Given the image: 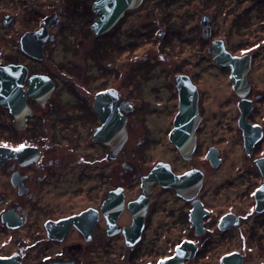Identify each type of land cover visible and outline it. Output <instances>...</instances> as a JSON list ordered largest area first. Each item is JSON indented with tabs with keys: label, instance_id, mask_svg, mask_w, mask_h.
I'll return each instance as SVG.
<instances>
[{
	"label": "flooded vegetation",
	"instance_id": "obj_1",
	"mask_svg": "<svg viewBox=\"0 0 264 264\" xmlns=\"http://www.w3.org/2000/svg\"><path fill=\"white\" fill-rule=\"evenodd\" d=\"M14 1L16 6L10 7L18 12L0 15V259L18 264H161L172 259L177 249L178 264H221L232 254L240 256L241 264H253V254L264 257V192L257 191L264 189V120H255L264 89L254 93L251 68L246 100L252 109L246 120L261 129V136L250 150L237 125L238 111L237 131L228 132L235 140L233 151L226 157L218 147L209 148L215 150L214 164L205 159L212 177L209 190L204 170L177 171L159 162L174 176L200 173L201 186L190 187V200L156 183L145 193L141 180L159 163L137 173L134 165L122 163L123 148L138 134L135 123L161 116L159 108L168 104L169 137L178 113L176 76L188 77L195 87L202 121L195 77L175 73L165 88L144 90L152 69L144 66L146 59L138 66L136 46L130 44L135 39L133 29L119 30L132 11L125 12L109 32L95 35V0H55L48 15L40 13L41 0H32L30 6ZM79 12L86 17L76 24L70 17ZM32 33L41 34L34 41H23ZM122 38L130 41L121 44ZM122 52L133 56L124 73ZM150 96L152 100L146 99ZM234 97L238 99L233 93ZM123 119L126 142L111 158L102 139L106 134L116 138L120 134L116 124ZM199 125L194 151L189 161L181 158L184 162L191 163L196 156ZM21 146V151H13ZM134 146L138 153L143 141L134 139ZM127 177L132 184L124 183ZM113 194L123 198L118 213L116 204L105 206ZM106 215H118L111 227ZM133 215H143V220L139 234L129 237V245L125 234L132 229ZM156 215H163V220L153 226ZM193 215H199L198 224L193 223ZM222 246L225 251L219 255Z\"/></svg>",
	"mask_w": 264,
	"mask_h": 264
},
{
	"label": "rangeland",
	"instance_id": "obj_2",
	"mask_svg": "<svg viewBox=\"0 0 264 264\" xmlns=\"http://www.w3.org/2000/svg\"><path fill=\"white\" fill-rule=\"evenodd\" d=\"M14 0H0V15L8 12H18ZM30 6L32 0H19L21 4ZM55 0H41L42 15H48L54 8ZM15 2V1H14ZM37 2V0H36ZM13 6V9L10 7ZM22 7V6H21ZM9 8V9H8ZM23 8V7H22ZM21 11V10H19ZM22 12V11H21ZM29 9L25 16H29ZM210 18L211 36L203 38L201 19ZM86 16L83 12L74 13L70 20L78 24ZM133 29L138 66L147 60L145 67L152 73L144 82V90L153 86L166 87L172 84L173 74L187 72L196 79L201 91L200 109L202 121L198 129V149L194 160L184 162L166 136L171 129L172 113L168 117V108H159L161 116L149 118L144 123H135L138 134L125 144L122 163L134 165L137 173L143 174L159 162L171 164L177 171L187 168H198L206 174V189L209 190L210 166L205 155L210 147H218L227 157L228 151L235 148L233 136L236 130L235 117L238 115L237 101L233 98L228 68L217 66L212 60L209 50L212 40L216 39L227 44L229 52L236 56L251 57L250 82L255 92L264 89V0H143L142 4L126 14L119 24L120 29ZM158 33H164L158 37ZM130 41L122 38L121 44ZM123 47V46H122ZM124 49V48H123ZM124 52V51H123ZM122 52L121 68L124 73L132 66L133 56ZM130 55V54H129ZM163 73H167L165 76ZM148 96V95H147ZM148 100L153 98L146 97ZM164 100L165 98H161ZM174 104V103H173ZM257 122L264 120V100L256 105ZM143 141V146L134 150V139ZM237 147V146H236ZM138 174V175H140ZM130 176V175H127ZM220 180L225 177L219 178ZM132 184V179L123 180ZM207 199L209 193L206 194ZM163 220V215L153 218V226ZM175 239L178 236L174 237ZM225 247L218 250L222 254ZM253 254V253H252ZM253 264H264V257L256 258L253 254ZM249 264V262L247 263ZM251 264V262H250Z\"/></svg>",
	"mask_w": 264,
	"mask_h": 264
},
{
	"label": "water",
	"instance_id": "obj_3",
	"mask_svg": "<svg viewBox=\"0 0 264 264\" xmlns=\"http://www.w3.org/2000/svg\"><path fill=\"white\" fill-rule=\"evenodd\" d=\"M143 0H95L92 5V12L97 16L93 25L92 31L95 35H102L109 32L115 24L122 18L125 12L137 9ZM51 19L45 18V21ZM201 28L204 39L210 38V18L203 16L201 19ZM41 33L26 34L23 41H34ZM22 41V42H23ZM211 60L219 67L228 68L230 70L229 80L232 85V92L239 99L237 103V110L240 117L238 120V128L243 132L245 148L250 150L251 145L261 136V129L258 126H252L246 120V117L252 109V103L246 100L249 92V84L247 82V74L250 70L251 57L249 55L233 56L228 52L227 47L223 41H213L212 48L209 50ZM175 86L178 91V113L176 114L172 130L169 133V142L177 149L180 157L189 161L195 148V130L198 127L201 118L197 111V92L195 87L191 84L186 76H176L174 78ZM124 119L116 127H120V134L116 137H108L106 134L105 139L102 141L110 148L111 158H113L124 146L126 142V133L124 130ZM108 129V126L106 124ZM117 131V130H116ZM215 150H209L205 159L214 164ZM144 192H148V188L152 184H159L161 187L173 188L177 194L187 200L192 198L188 190L190 187L199 189L202 183V175L196 172H189L183 176H174L167 165L157 164L155 168L141 180ZM261 193V192H260ZM259 194L257 195V199ZM122 197H114L110 195L105 206L106 209L115 205V211L120 212L122 208ZM141 203H143L140 200ZM130 211L134 213L132 205ZM141 212V211H139ZM141 214V213H140ZM118 215H106L108 227H111V220L115 219ZM143 215H133L132 229L126 230L127 244H132L131 237L139 234V229L142 226ZM192 221L194 224L200 222V217L193 215ZM137 230V231H136ZM132 231V233H131ZM130 237V240L128 241ZM181 259L179 249L176 250L175 256L172 259L165 260L161 264H178ZM0 264H18L13 260H2ZM221 264H241L240 256L232 254L225 256L221 259Z\"/></svg>",
	"mask_w": 264,
	"mask_h": 264
},
{
	"label": "snow or ice",
	"instance_id": "obj_4",
	"mask_svg": "<svg viewBox=\"0 0 264 264\" xmlns=\"http://www.w3.org/2000/svg\"><path fill=\"white\" fill-rule=\"evenodd\" d=\"M3 147L7 148L8 146L7 145H3ZM23 148V146H21V148H16V149H13V151H21V149ZM258 192H264V189H257ZM255 195V193H254Z\"/></svg>",
	"mask_w": 264,
	"mask_h": 264
}]
</instances>
